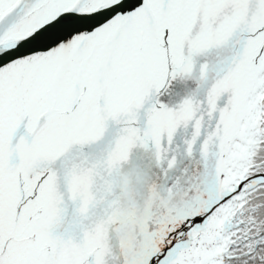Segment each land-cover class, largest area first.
<instances>
[{"label":"snow or ice","instance_id":"1","mask_svg":"<svg viewBox=\"0 0 264 264\" xmlns=\"http://www.w3.org/2000/svg\"><path fill=\"white\" fill-rule=\"evenodd\" d=\"M0 264H264V0H0Z\"/></svg>","mask_w":264,"mask_h":264}]
</instances>
